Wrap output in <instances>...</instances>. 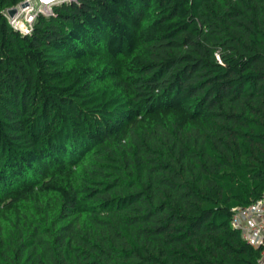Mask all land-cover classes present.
<instances>
[{
	"label": "trees",
	"instance_id": "trees-1",
	"mask_svg": "<svg viewBox=\"0 0 264 264\" xmlns=\"http://www.w3.org/2000/svg\"><path fill=\"white\" fill-rule=\"evenodd\" d=\"M0 0V264H257L264 0Z\"/></svg>",
	"mask_w": 264,
	"mask_h": 264
},
{
	"label": "built area",
	"instance_id": "built-area-1",
	"mask_svg": "<svg viewBox=\"0 0 264 264\" xmlns=\"http://www.w3.org/2000/svg\"><path fill=\"white\" fill-rule=\"evenodd\" d=\"M61 1L72 0H25L26 5L16 7L12 15L6 11V17L11 26L23 34L31 33L35 19L40 15L50 16L53 6ZM231 224L240 231L242 238L251 246L260 249L257 264H264V194L248 204L232 209Z\"/></svg>",
	"mask_w": 264,
	"mask_h": 264
},
{
	"label": "water",
	"instance_id": "water-1",
	"mask_svg": "<svg viewBox=\"0 0 264 264\" xmlns=\"http://www.w3.org/2000/svg\"><path fill=\"white\" fill-rule=\"evenodd\" d=\"M26 5L25 3H22V6ZM10 14H14L16 12V8H12L9 10Z\"/></svg>",
	"mask_w": 264,
	"mask_h": 264
}]
</instances>
